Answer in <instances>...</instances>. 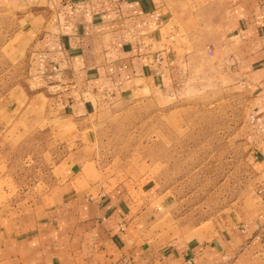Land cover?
<instances>
[{
    "label": "crops",
    "instance_id": "crops-1",
    "mask_svg": "<svg viewBox=\"0 0 264 264\" xmlns=\"http://www.w3.org/2000/svg\"><path fill=\"white\" fill-rule=\"evenodd\" d=\"M199 44L264 107V0H0L1 116L83 118L101 100L165 95L208 56ZM260 138L247 140L259 190ZM80 182L41 214L0 209V264H264L261 195L231 232L159 243L133 192Z\"/></svg>",
    "mask_w": 264,
    "mask_h": 264
},
{
    "label": "rangeland",
    "instance_id": "rangeland-1",
    "mask_svg": "<svg viewBox=\"0 0 264 264\" xmlns=\"http://www.w3.org/2000/svg\"><path fill=\"white\" fill-rule=\"evenodd\" d=\"M207 54L165 95L101 100L83 118L18 124L0 104V209L41 214L89 177L106 191L133 192L147 239L233 231L261 198L247 140L260 137L251 117L264 107L252 108L250 86Z\"/></svg>",
    "mask_w": 264,
    "mask_h": 264
},
{
    "label": "built area",
    "instance_id": "built-area-1",
    "mask_svg": "<svg viewBox=\"0 0 264 264\" xmlns=\"http://www.w3.org/2000/svg\"><path fill=\"white\" fill-rule=\"evenodd\" d=\"M54 70H56V67H54ZM251 121L256 125V134L264 138V108L257 114H252ZM259 194L264 198V189L259 190Z\"/></svg>",
    "mask_w": 264,
    "mask_h": 264
}]
</instances>
